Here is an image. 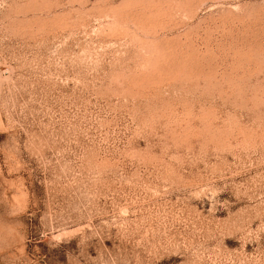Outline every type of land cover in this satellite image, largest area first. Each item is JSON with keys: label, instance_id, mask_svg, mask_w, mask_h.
<instances>
[{"label": "rangeland", "instance_id": "1", "mask_svg": "<svg viewBox=\"0 0 264 264\" xmlns=\"http://www.w3.org/2000/svg\"><path fill=\"white\" fill-rule=\"evenodd\" d=\"M0 264H264V0H0Z\"/></svg>", "mask_w": 264, "mask_h": 264}]
</instances>
